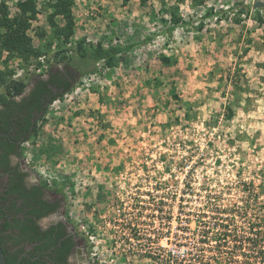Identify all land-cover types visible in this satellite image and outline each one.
I'll return each mask as SVG.
<instances>
[{
    "label": "rangeland",
    "instance_id": "374dc122",
    "mask_svg": "<svg viewBox=\"0 0 264 264\" xmlns=\"http://www.w3.org/2000/svg\"><path fill=\"white\" fill-rule=\"evenodd\" d=\"M2 1L14 17L18 0ZM49 1L38 0L28 32L43 54L0 57L14 81L63 69L92 46L152 37L78 78L22 145L39 178L63 187L93 258L264 264V0H69L68 42ZM173 7L185 24L168 32Z\"/></svg>",
    "mask_w": 264,
    "mask_h": 264
},
{
    "label": "flooded vegetation",
    "instance_id": "af4514ba",
    "mask_svg": "<svg viewBox=\"0 0 264 264\" xmlns=\"http://www.w3.org/2000/svg\"><path fill=\"white\" fill-rule=\"evenodd\" d=\"M52 74L32 77L22 95L10 97L12 104L0 105L9 128H1L0 119L2 249L14 264H104L91 255L89 232L78 229L71 217L64 189L43 182L23 158L24 139L32 136L50 101L64 91L50 83ZM22 106L25 114L18 117Z\"/></svg>",
    "mask_w": 264,
    "mask_h": 264
},
{
    "label": "trees",
    "instance_id": "16d2710c",
    "mask_svg": "<svg viewBox=\"0 0 264 264\" xmlns=\"http://www.w3.org/2000/svg\"><path fill=\"white\" fill-rule=\"evenodd\" d=\"M71 4L72 2L69 0H50L48 5V10L51 11L49 22L54 27H56L55 19L58 16H62L66 22L65 26L58 31L61 40H65L64 42H68L73 36L74 19L71 13ZM16 9L18 13L12 17L9 13L6 1L0 3V57L6 53L8 58L14 57L28 62L33 57H40L44 52L33 45L32 38L28 34L29 30L32 28V22L37 21L40 14L38 0H18ZM220 14L222 13L211 10L206 13V17L213 18ZM169 15L173 25L167 29L168 32H173L180 23L185 24L179 15V7H173L172 10L169 11ZM260 20L262 22V19ZM151 40L152 37H147L142 41L133 42L125 46H92L85 52L73 55L63 69H54L51 67L45 71V73L49 72L52 74L55 70L51 76L50 83L52 82L54 85L63 87L64 91L55 96L48 104V107L56 100L72 92L78 84V78L97 73L100 70V63L103 62L105 68L112 69L117 65L119 58H123L136 47ZM162 62L166 65L172 63L171 59L166 56L162 57ZM38 64L40 65L41 63ZM12 75V71H7L0 67V105L12 104L13 100H11L10 97L22 95L28 85V82L14 81ZM2 88H4L3 91H1ZM25 109L26 107L24 106L20 107L16 116L20 117L25 114ZM3 116L4 115L0 116L1 121H3ZM3 123L4 125H1V128L4 129L5 127L6 129L8 126L7 122L5 123V121H3ZM8 130L9 128L7 127V131ZM36 132L37 127L32 136L25 138L23 142L25 143L26 141L32 140ZM262 234L264 235V232ZM3 251L5 252L4 248ZM5 260L7 264H14V261L8 258H5Z\"/></svg>",
    "mask_w": 264,
    "mask_h": 264
},
{
    "label": "water",
    "instance_id": "95a60500",
    "mask_svg": "<svg viewBox=\"0 0 264 264\" xmlns=\"http://www.w3.org/2000/svg\"><path fill=\"white\" fill-rule=\"evenodd\" d=\"M262 6H264V3H257L255 5V7H262ZM0 264H6L5 254L1 245V221H0Z\"/></svg>",
    "mask_w": 264,
    "mask_h": 264
},
{
    "label": "built area",
    "instance_id": "2783aa9c",
    "mask_svg": "<svg viewBox=\"0 0 264 264\" xmlns=\"http://www.w3.org/2000/svg\"><path fill=\"white\" fill-rule=\"evenodd\" d=\"M40 61H41V63L43 64V67H42V69L44 68V67H46V60H45V57H41L40 58ZM32 70V69H31ZM32 72V71H31ZM25 75V70H20V71H17V75L15 76V78H19V77H23ZM165 220H163V223H162V225H163V227H165V222H164ZM163 231H164V229H163ZM163 235H165V233H163Z\"/></svg>",
    "mask_w": 264,
    "mask_h": 264
}]
</instances>
